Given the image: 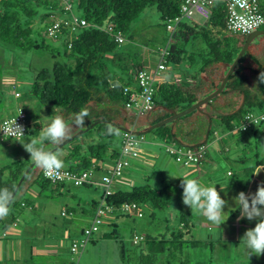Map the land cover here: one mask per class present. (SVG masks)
I'll return each mask as SVG.
<instances>
[{"label":"trees","instance_id":"obj_1","mask_svg":"<svg viewBox=\"0 0 264 264\" xmlns=\"http://www.w3.org/2000/svg\"><path fill=\"white\" fill-rule=\"evenodd\" d=\"M181 1L0 0V42L19 46L23 50L42 49L54 59L49 67H41L35 72L26 90L27 95L35 98L40 104L53 108L55 113L58 112L65 119L68 117L71 123L76 115L86 113L85 126L88 129L89 127L94 128L97 133L98 139H93L85 145L75 141L77 137L75 136L56 148L54 151L59 153L62 167L70 169L75 174L86 169L92 170V176L98 172H101L100 175L103 174L105 170L102 171V169L106 168L102 167V162L111 160L113 163L119 150L111 148L107 153L109 147L101 138L110 137L120 121H125V126L133 129L130 127L133 116L122 111L126 99L123 85L133 81L137 68L133 67L130 71L126 63L120 64L124 59L117 56L120 43L115 40V34L120 33L124 36L131 23L146 7L156 8L166 30L165 41L168 38L171 40L168 54L165 57L166 63L190 62L187 66L196 68L194 75H199L196 79L188 81L184 79L176 81L173 77L158 81L153 94V108L143 115L147 124L150 125L170 115L169 109L176 111L184 109L217 87L219 81L215 78L219 74H225L243 44L246 34L227 30V6L224 0L216 1L211 6L209 18L203 20L206 24L201 25L196 21L190 24L182 19L170 32L166 28L167 21L179 14ZM72 2L75 3L79 16L85 18L87 24L71 26L63 22L73 14L70 12ZM259 2L264 17V0H259ZM66 4H69L68 8L65 7ZM33 20H38L36 22L45 26L46 35L57 42L56 46H51L44 41L38 31V24L34 25ZM55 20H59L64 26L59 29L56 36H52L48 34V29ZM108 25H111V29H107ZM260 27L264 28V20ZM195 39L202 40L204 45L200 47V50L193 49L187 54L184 47L185 42ZM224 64L225 67H223ZM111 65H120L125 78H116L114 69L110 68ZM261 72H264V40L259 48L243 53L233 71L228 75L223 89L203 103L200 110H191L147 132L162 139L165 145H173L175 148L194 149L196 147H191V145L197 142L204 144L205 148L200 157L196 161H191L195 164L204 162L211 156L214 158L215 149L220 151L229 149L220 137L217 138V126L232 134H238L240 136L238 140H243L247 133L254 138L260 136L264 132V127L260 129L264 121L255 125L249 124L244 130L235 129V127L242 123L243 113L247 110L256 112L264 110V84L257 83ZM243 96V105L236 111ZM208 115L211 117L209 137L214 139L213 144L216 142L212 152L208 149L209 137L205 143L202 142L208 124ZM30 125H27L25 134L37 132L40 123L35 122L32 125L33 130ZM123 133L124 131L119 128V149ZM141 135L143 136V133ZM246 144L244 142L240 149L236 148L238 152L234 154L236 157L234 160L238 162L246 160L247 157L242 149ZM52 147L54 145H49V149ZM249 151L252 153L251 157L254 158V162L243 169L248 177H252L255 169L264 168V156L260 157L258 146L251 147L250 145ZM32 161L27 157H19L9 162H0V188L6 187L10 191L16 189L13 194L15 196L18 190L29 189L35 184L38 189L34 193L36 195L32 196L33 198L42 197L43 189L50 184L54 185L53 190H50L53 194H44L43 197L62 198L58 192L72 191L71 187L64 185L63 182H51L43 175V169L35 163L28 168ZM25 170L26 173L18 184ZM124 174L123 171L122 175ZM146 179L140 184L133 183L127 189L111 190L108 193L102 190L97 199L89 202V206L78 207L75 204H64L60 214L64 211L62 214L69 215L70 219L73 214L81 216L85 214L86 218H92L101 198L112 206L111 213H117L115 218L118 221L129 214V212H122L121 206L125 202H135L138 209L142 205H148L153 209L151 214L154 213V209H166L171 202L167 186L157 187L149 184ZM59 186L63 189L61 190ZM80 186L90 187V184L83 182ZM9 207V216L0 218V238L7 237L6 230L9 226L17 225V217L20 216L15 215L17 212L24 210V212L27 211L29 214L31 212L39 217L43 213L38 201L29 197H23L17 202L13 198ZM66 218L64 217V220L68 221ZM90 223L91 219L74 228V231L79 233L78 239L82 237L84 228ZM194 223L192 211L189 208H179L177 226L168 232L142 235L141 239L144 238L145 246H141L139 242L141 239L133 241L134 234L132 236L133 247L126 246L122 238L118 239L117 223L112 224L108 231L102 233V236L118 240L124 264H185L187 260L181 258L185 248L214 251V236L208 232L204 238H195L191 232ZM101 224L103 221L99 223V226ZM99 230L100 227L97 231L91 232L85 243ZM75 240L77 238H72L68 246L73 255L74 251L70 247ZM2 255L0 249V264H10ZM72 258L73 256L70 255L63 264L69 261L74 264L75 259ZM172 260H177V262H172ZM40 261L41 259L34 250L31 264H42Z\"/></svg>","mask_w":264,"mask_h":264},{"label":"rangeland","instance_id":"obj_2","mask_svg":"<svg viewBox=\"0 0 264 264\" xmlns=\"http://www.w3.org/2000/svg\"><path fill=\"white\" fill-rule=\"evenodd\" d=\"M70 12L79 15L74 2L71 3ZM183 20L192 24L193 21L201 22L203 19L195 15L191 20L186 18H183ZM36 21L38 20H33L32 23L34 25L38 24V31L44 38V41L51 46H56L57 42L46 35L45 26ZM165 35L166 30L156 8L154 6L146 7L131 23L130 28L124 35V40L119 44L117 56L124 59V61L119 63H126L130 71L133 70V67L145 65L152 66L159 59L157 51L159 47H162L165 44ZM203 45L202 40L195 39L185 42L184 47L186 48V53L188 54L193 49L200 50V47ZM53 60L54 59L49 55V53L42 49L23 50L19 46L3 44L0 42V111L2 112L5 107H8L9 110L13 107V110L11 111L12 113H10V111L8 112V115H10L14 113L16 106H20L30 115L34 113L39 114V118H31V123L37 120L40 122V128L45 126L47 123L45 116L56 114L55 110L49 106L48 108L46 105L39 104L38 101L31 96L29 100L26 90L34 77L35 72L41 67H49ZM166 65L167 68L165 73L167 76L169 75L172 77H174L177 73L180 74L181 70L183 71V69H186L187 67L189 71L193 68L191 66H187V63L185 66V63L174 65L171 62H167ZM110 68L114 69L116 78H125V74L120 70V65H111ZM6 77L12 78L13 83L11 81H7ZM7 83L12 84L7 88ZM13 84L15 86L11 87ZM15 91L20 93L19 97L14 95ZM65 120L70 125H73L68 117ZM32 125L33 124H31V129L33 128ZM147 126L148 124L143 116H138L137 120L133 119L132 124L130 125V127H133L134 130H142ZM263 127L264 122L260 129ZM85 128H87L85 125L84 127L73 125L72 131L73 133H76L77 131ZM37 135L38 131L36 133L25 134L26 138L27 136ZM217 135L221 138L222 142L229 147V149L220 151V154L214 156V158L211 156L199 164L190 162L194 166L187 167L189 165L183 163V161L175 160L168 154L165 150L166 145L162 139L156 138L151 133L143 132L144 140L138 147L139 159H133L132 164L125 167L124 172L128 171L135 178L133 183L136 184L143 183L147 178V182L151 185H156L157 187L167 186V189L170 191L171 202L164 210L154 209L152 216H150V212L153 209L148 205H142L139 208L141 211L140 215H138L137 212H129L128 216L119 220L117 224L116 229L118 231V239L122 238L126 246L133 247L134 244L132 243V236L135 233L142 235L149 233L157 234L174 229L177 226L178 209L188 208L182 202L183 190L180 186L181 178H195L204 185H215L218 191H220V188H226L225 191L220 192L221 197L228 201V205L224 208V211L227 212L229 208H236V210L231 212L228 220L224 224L220 225L219 230L210 222L206 221V219L199 213L192 211L195 222L191 231L192 235L195 238H204L206 234L210 232L215 238L213 246L214 251L208 252L204 249L200 251V249L192 250L190 248H185L181 257L187 260L185 264H264V255H260L259 257L252 255L248 258L247 250L244 248L243 243L240 242V238L243 236L244 232L247 229L254 227L255 221H249L246 218L238 220L240 210L233 202V197H235L237 193L241 191L246 194L255 193L257 185L264 184V169H255L252 177H248L244 173L245 170L243 169L244 167L252 165L254 162V158L251 157L252 153L249 151L250 145L251 147L258 146L260 157L264 156V132L256 138L251 136L250 133H247L245 134V138L243 140H238V134H232L217 126ZM76 136L75 141L82 145L89 143L93 139H98L97 133L92 127L77 133ZM19 139L20 138H8L0 140V162H9L19 157L30 158V154L24 150L19 142H17ZM101 140L109 147L107 149V153L110 152L111 148L119 150V128H114L110 137H102ZM109 140H111V142H109ZM257 140H260L261 142ZM213 141L214 139L212 137L208 138L209 152H212L211 150L215 149L214 144L216 142L213 144ZM242 142L247 143L242 147L247 158L244 162H238L237 160H234V154L238 152V149H240L243 144ZM260 169L261 171L259 174L254 175ZM98 174L100 176V172H98ZM36 189L37 186L33 184L29 187V189L18 190L14 196V201L17 202L23 197H29L30 199L38 202L50 200V202L48 201V203H46L45 212L40 216L45 218L46 215H52L59 220V224L62 223L61 219L64 220V217H67L66 219H68L69 224L67 222L66 223L70 232L69 234L72 238H77L78 240L79 233L74 231V228L90 219L86 218L85 214H82V216L73 214L71 219L69 215H61L60 210L65 204L64 200H61L60 198L43 197L47 194L46 192H44L43 196L40 198H33L32 196L36 195L34 194ZM71 190L76 192V195L82 196L83 201H87V203H84L86 206H89L88 202L90 198L96 195L94 188L91 190L87 186L76 187L71 185ZM68 202L72 201L69 200ZM74 207L76 206L74 205ZM23 212L24 210L15 214L20 215L17 217V220L18 225L21 227L24 225L23 215H25V212L22 215L20 213ZM30 214L38 217L31 212ZM164 218H167V220ZM44 223L45 222L34 220L33 223L28 224L27 230L33 235L36 234L37 238H40V234L44 232L43 227L51 225V223L48 222L45 223L46 225H44ZM58 223L54 222V224H57L55 225L56 227H59ZM99 227V232L93 234L83 247H78L75 250L74 255L69 252V255L73 256L72 259H75L74 264H124L123 258L120 254L118 240L102 236V233L109 230V226L104 222ZM164 228L167 229L164 230ZM14 230L21 229L16 226ZM50 232L51 230L49 233ZM54 234L58 236L57 232H52L49 235ZM63 238L65 245L64 248H66L70 244L71 237L67 235L63 236ZM6 239V237L0 238V249L2 253L3 251L5 252L7 248ZM17 239L20 240L21 238L17 237ZM20 241L22 244V240ZM39 242L40 240H37L38 244L36 245H44L48 241L44 239L40 243ZM52 242H54V240ZM139 242L141 246L146 245L144 238ZM137 247H139V245ZM35 252L38 254L40 259H48V255L45 254L43 249L41 251L36 250ZM50 258H52V255H50L49 259ZM172 262H177V260H172ZM66 264L72 263L69 261Z\"/></svg>","mask_w":264,"mask_h":264},{"label":"built area","instance_id":"obj_3","mask_svg":"<svg viewBox=\"0 0 264 264\" xmlns=\"http://www.w3.org/2000/svg\"><path fill=\"white\" fill-rule=\"evenodd\" d=\"M220 0H182L179 7V14L175 15L167 21L166 28L172 32L178 23L183 19H192L195 15L201 17L203 20H207L210 16L211 6ZM227 6L226 10V28L233 33L247 34L250 31L259 28L263 23L264 17L261 12L259 0H224ZM66 8L69 4L65 5ZM67 19V21H65ZM63 22L75 25H85L87 21L85 18L71 14L70 18H66ZM64 26L60 24L59 20L52 22L48 29V34L56 36L59 29ZM107 29H111V25H108ZM115 40L122 42L124 36L120 33L115 34ZM170 38L166 40L165 46L158 48L159 59L149 68H138L134 74V80L132 83L123 85V93L126 96L124 106L130 110V114L133 119H137L138 116H143L146 112L153 108V94L155 91V85L163 77V72L166 69V55L168 54L167 43ZM16 119V123L21 125L24 129V133L27 129V114L24 110L18 109L13 114L7 115L0 120V139L7 138H19L11 134L10 129L13 125V121ZM264 121V110L256 112L253 110H247L243 113L242 123L235 127V129H246L249 124H258ZM143 140L141 134H133L128 131H124L122 144L119 149V154L114 162L105 169V172L100 175V183L105 186L104 193H108L110 184L114 180H119L122 176L125 167L130 165V160L139 156L138 147ZM205 148L204 144H199L194 149L190 148H175L173 145H167L165 150L173 155L177 161H183L188 164L191 161H196L198 157L203 153ZM43 175L47 177L51 182H64L68 181L74 185H80L83 182L92 181V170L86 169L80 173H73L70 169L61 167L59 174L46 173L43 170ZM124 212H137L138 215L141 211L135 202H125L121 206ZM113 208L110 204L104 202L101 198L98 202L91 223L88 227L84 228L83 235L80 239L75 240L71 244V250L75 252L78 247H83L87 238L93 231H97L99 223L102 217L111 214ZM64 213V211H62ZM142 234H134L133 241L141 239Z\"/></svg>","mask_w":264,"mask_h":264},{"label":"clouds","instance_id":"obj_4","mask_svg":"<svg viewBox=\"0 0 264 264\" xmlns=\"http://www.w3.org/2000/svg\"><path fill=\"white\" fill-rule=\"evenodd\" d=\"M258 84H264V72L257 78ZM256 87V86H253ZM124 108H126L124 106ZM127 109V108H126ZM128 110V109H127ZM86 113L75 116L73 125L84 127ZM47 123L41 127L37 136H25L21 125L13 121L10 132L14 136L20 137L17 141L26 152L30 154V159L43 169L46 173L59 174L62 161L58 152L49 150V145L60 146L67 140L72 132L73 125L66 122L65 118L58 112L54 115L45 116ZM141 134V133H140ZM264 169V168H261ZM261 169L254 175L259 174ZM182 202L203 216L206 221L214 225L218 230L224 224L231 212L236 208H229L226 212L228 201L220 195L226 188L217 190L215 185H204L198 179L181 178ZM14 198L13 192L8 188H0V218H5L10 212V204ZM233 202L240 210L239 219L255 221L252 228L247 229L240 242L247 250L248 258L252 255L259 257L264 255V184H258L255 193L241 191L233 197Z\"/></svg>","mask_w":264,"mask_h":264},{"label":"crops","instance_id":"obj_5","mask_svg":"<svg viewBox=\"0 0 264 264\" xmlns=\"http://www.w3.org/2000/svg\"><path fill=\"white\" fill-rule=\"evenodd\" d=\"M196 22H198L201 25L202 24H206L203 20L201 21L202 23L199 22V21H196ZM263 40H264V34L258 35L257 37H255L254 39H252L251 42L249 43V50H250V52L253 51V49L259 48L260 47V44L263 42ZM170 42H171V40L167 43V46L168 47H169ZM165 44H166V41H165ZM165 44L163 46H165ZM183 63H185V66H186V63L188 64L190 62L185 61ZM191 64L194 66V64L192 62H191ZM174 65H179V64H174ZM152 66L145 65V66H138L136 68L137 69L138 68H149V67H152ZM223 67H225V64L223 65ZM166 68H167V65H166ZM195 69L196 68H192V69H190L191 71H189L188 70V67H187L186 69H183V71L181 70L180 74H178V73L175 74L173 78L176 81H180V80L182 81L183 79L184 80H187V81L188 80H194V79H196L199 76V75H196V76L194 75ZM222 76H223V74H219L215 78V80H218V78L219 77H222ZM171 77L172 76H169V75L167 76V74L164 71L163 72V77H162L161 80L168 79V78H171ZM7 78L8 77H6V80L7 81H11L13 83V79L12 78H8V79ZM133 80H134V78H133ZM12 83H10V84L7 83V86L6 87L8 88L9 85H11ZM14 86L15 85L13 84V86H11V87H14ZM14 95L19 97L20 96V93H18L17 91H15ZM28 97H29V100H30V95H28ZM18 109H23L24 111H26L24 108H22L20 106H16V110H18ZM123 109H124V107L122 108V111H124ZM12 110H13V107L11 108V110H9L8 107L3 108V111L2 112L0 111V120L3 117H5L6 115H8V112L9 111H10V113H12L11 112ZM129 113H130L129 110H127V112H125V114H129ZM4 114H6V115H4ZM26 114H27V123L29 125L30 124H34L35 122H38L36 120V121H34V122L31 123V118H39V114L38 113H34V114L30 115L29 113L26 112ZM124 122L125 121H123V122L120 121V124H124ZM38 123H40V122H38ZM39 130H40V127H38V130L37 131H39ZM72 134H74L73 131L71 132L70 135H72ZM208 137H209V134H208ZM11 138H13V137H11ZM217 138H218V136H217ZM0 140H4V139H0ZM143 140H144V137H143ZM214 152H215L214 153L215 154L214 156H217L218 154H220V150L215 149ZM168 154L170 156H172L170 153H168ZM134 159H136V158H134ZM137 159H139V157H137ZM132 160L133 159L130 160V165L132 164ZM111 164H112V161L111 160H105V161L102 162L101 165H102V167L107 168ZM187 165H189L187 167L194 166L191 163H189ZM103 170H105V169H102V171ZM99 178H100L99 174L98 173H95V176H93L92 181L88 182L90 184V187L89 188L91 190H93V188H94L95 193H96V195L94 197L90 198L89 202L92 201V200H94V199H97L101 195L102 190H103V192L105 190V186L100 183V179ZM134 179L135 178L127 171V172H125L124 175H122L119 178V180H117V181L114 180L110 184V187L108 189V192L111 191V190L127 189V188H129L133 184V180ZM63 184L66 185V186H70V187L72 185V183H70L68 181H64ZM72 186H75V185H72ZM78 186H80V185H78ZM59 187L61 188V190L63 189L61 186H59ZM76 187H77V185H76ZM53 188H54V185L53 184H50L46 189H43V190L47 194H49V193H52L53 194V192H50V190L51 189L53 190ZM72 191L71 192L70 191L69 192L68 191H66V192L64 191L62 193L58 192L59 196L61 195L60 197H62L60 199L61 200H64L65 204H75L78 207L81 206V205L84 206L85 205L84 203H87V201H85V200L83 201L82 196H78V195H76L77 194L76 192H74V191L72 192ZM73 193L75 195H73ZM69 200H71L72 202H68ZM44 201H43V203L38 202L39 203V208L41 210H43V213L45 212V209H46V203H48V201L50 202V200H44ZM62 209H63V207H62ZM27 214H29V212L25 211V215H23V218H24V222L23 223H24V225L22 227L19 226L18 225V222H17V225H15V226H12L11 225V226H9L7 228V230H6V234H7V237H6L7 238L6 239V245H7V248H6V251L5 252L3 251V253H2V251H1V253L3 254L2 256H4L7 259V261L10 262V264H31V261H33V252H34V250L35 251L36 250H40L41 251L43 249V251L45 252V254L48 255V259L47 260H42L41 259L40 263L42 262V264H63L64 260L67 261V258H69V256H70L69 255V252L70 251H69V248L68 247L64 248L65 245H64V238H63V236H67L68 235V236L71 237L70 239L72 240V236L69 234L70 232L68 231V225L66 223L68 221H65V220L61 219L62 220V223L59 224L58 223L59 220H57L52 215H50V216H47L46 215V217L44 218V217H41V216L40 217L39 216L38 217H35V216L27 215ZM61 214H62V212H61ZM116 215H117V213H111L109 215H105V216L102 217V220L101 221H103V223L105 222L106 225H108L109 227H111L112 224H116V223L118 224V222H119L118 219L115 218ZM150 216H152L151 213H150ZM89 219H91V218H89ZM164 219L167 220V218H164ZM34 220H38L39 222H48V223H51V225H47V226H44L43 227L44 232L40 234V236H41L40 238H37L36 234L33 235V234L29 233L28 230H27L28 224L33 223ZM54 222L58 223L59 224V227L58 226L56 227L55 224H54ZM16 226H18L19 229H21V230H14V228ZM109 227H108V229H110ZM53 228H55V229H53ZM165 229H167V228H164V230ZM50 230H51L50 233L57 232L58 236L55 235V234L54 235H49L50 234L49 233ZM17 237H20L21 238L20 240H22V244H21V241L19 239H17ZM44 239H46L48 242H46L44 245H39V246L36 245V244H38L37 243V240H40V242H41ZM53 240H54V242H52ZM50 255H52V258L49 259Z\"/></svg>","mask_w":264,"mask_h":264},{"label":"water","instance_id":"obj_6","mask_svg":"<svg viewBox=\"0 0 264 264\" xmlns=\"http://www.w3.org/2000/svg\"><path fill=\"white\" fill-rule=\"evenodd\" d=\"M261 34H264V28H261V27L256 28V29L250 31L248 34H246L245 40H244L242 46L240 47L237 55L235 56V58L233 59V61L230 63V65H229V67L227 69V72L225 73V75H223L222 77H219L218 78V81H220L219 84L217 85V87L214 90H212L207 95L201 97L200 99H198L197 101H195L191 105L185 107L184 109H181V110H178V111H176L174 109H169V111L171 112L170 115L164 117L163 119H161V120H159V121H157L155 123H152V124L148 125V127L146 129L134 130V129H131V128L125 126V124H118L117 127L120 128L123 131H128V132H131L133 134H140V133L147 132V131L151 130L153 127H155L157 125L166 123V122L171 121V120H173V119H175V118H177V117H179V116H181L183 114H186V113H188L191 110H194V109L200 110L201 109L200 106L203 103H205L208 99H210L211 97H213L215 94H217L218 92H220L222 90V88L224 87L225 81L227 80L228 75L233 71L234 67L236 66L237 62L239 61V59L241 58V56L243 55V53L245 51L248 52V53L250 52V50H249V43L251 42V40L254 39L255 37H257L258 35H261ZM243 102H244V96L242 97V100L240 102V105L236 108V111L243 105ZM123 110L125 112H127V109L126 108H124ZM210 124H211V117L208 115V124H207V127H206V131H205L204 138L202 139V142L203 143H205L207 141V137H208V134H209ZM84 130H87V128L82 129L80 131H77L76 133L70 135L69 138L67 140H65V142L63 144L67 143L69 140H71L72 138H74L77 135V133H80L81 131H84ZM199 144H200V142H197V143L191 145V147H196ZM60 146H58V147H60ZM58 147L57 146H54V147H52L49 150H53L54 151ZM33 163L34 162L32 161L28 165V168L31 167ZM25 173H26V170L23 172L22 176L20 177V179L18 181V184L22 180V178L25 175ZM17 185H16V188H17ZM15 190L12 191L13 194L15 193Z\"/></svg>","mask_w":264,"mask_h":264}]
</instances>
